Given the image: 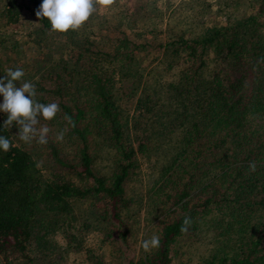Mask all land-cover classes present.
<instances>
[{
    "label": "trees",
    "instance_id": "trees-1",
    "mask_svg": "<svg viewBox=\"0 0 264 264\" xmlns=\"http://www.w3.org/2000/svg\"><path fill=\"white\" fill-rule=\"evenodd\" d=\"M41 3L4 0L0 9L6 24L31 10L44 37L67 36L38 68L0 56V79L17 68L36 75V100L61 109L40 118L51 130L44 145L20 140L15 123L4 129L0 112V135L13 145L0 150V264H62L72 249L102 264L83 247L85 231L99 229L100 246L122 255L138 219L157 229L160 247L130 264H172L185 240L208 249L197 264H264V0L237 22L155 43L128 10L125 24L53 32L35 15ZM143 174L145 199L130 193ZM79 200L89 201L80 215Z\"/></svg>",
    "mask_w": 264,
    "mask_h": 264
},
{
    "label": "rangeland",
    "instance_id": "rangeland-1",
    "mask_svg": "<svg viewBox=\"0 0 264 264\" xmlns=\"http://www.w3.org/2000/svg\"><path fill=\"white\" fill-rule=\"evenodd\" d=\"M260 0H113L110 5H96V11L88 20L89 27L100 26L103 23L108 25L125 24L128 22L126 10L131 11L133 17H142L148 25L149 32L146 34L148 41L165 42L170 41L167 38H175V35L184 33V37H190V33H199L201 27H210L214 25H223L226 22H237L245 16L252 14L258 7ZM4 0H0V9L3 7ZM34 14L31 10H23L19 20L13 24H6L3 15H0V56L12 57L13 53L20 58L19 66L28 62L31 65L36 64L35 68L43 65L41 61L49 60L51 53L55 49H62L66 42V35H57L53 38L44 37L45 34L38 31L39 24L33 19ZM146 29V27H145ZM168 31V33H167ZM93 40V38L91 39ZM95 42L97 40L94 39ZM42 46H44L42 50ZM63 52V50H61ZM209 61H213L214 54H209ZM63 59H66L64 54ZM10 62L8 65H12ZM26 74V73H24ZM36 75L30 77V74L23 77V81H31ZM22 83L21 81H19ZM20 85V84H19ZM18 85V86H19ZM3 97L0 95V103ZM129 125L132 131V123L136 118L133 111L129 114ZM143 186L139 189L134 185L130 193H139L145 199V189L151 179L147 174H143ZM138 186V185H137ZM142 189V190H141ZM139 190H141L139 192ZM142 194V195H141ZM142 205L144 200L142 199ZM89 207L88 200L76 201L74 205L75 212L80 215ZM153 225V224H152ZM135 230L130 233L135 242L131 244H121L123 254L117 251L116 246L109 247L102 243L99 244L100 231L96 228L86 230L84 237L85 245L91 246L96 252L94 255L100 256L102 264H130L136 262L138 257L150 253L142 247L144 240L150 239L154 234L157 235V229L149 230V224L143 219L136 221ZM89 233V234H88ZM59 236V235H58ZM62 242V238H57ZM188 240L179 243L180 252L184 255L173 256L172 264H197L200 257L208 253V249L199 246V243L188 242ZM119 242V241H118ZM33 254L32 256H34ZM190 257V260H188ZM0 261L2 257L0 256ZM48 260H46L47 262ZM25 259L12 260L4 264H21ZM3 263V262H2ZM62 264H96L88 261V253L84 249H72L65 253ZM100 264V263H99Z\"/></svg>",
    "mask_w": 264,
    "mask_h": 264
},
{
    "label": "clouds",
    "instance_id": "clouds-1",
    "mask_svg": "<svg viewBox=\"0 0 264 264\" xmlns=\"http://www.w3.org/2000/svg\"><path fill=\"white\" fill-rule=\"evenodd\" d=\"M110 5L113 0H42L36 10L37 18H47L51 24V31L66 33L69 30H79L96 11L97 4ZM22 69H9L6 77L0 79V95L3 102L0 103V112L7 114L4 121V129H11L15 123L19 128L18 136L25 143L35 141L44 145L48 143V134L51 131L47 125H40V118L46 121L53 120L61 111L57 102L41 103L36 100V86L31 81H24L17 86V81L24 77ZM64 119L72 128L75 122L72 117L65 115ZM64 132L56 135L57 141H62ZM13 147L11 141L0 135V150L8 152ZM257 169L256 162H250V172ZM191 225V219L186 217L181 227L182 232H187ZM145 251L160 247V237L153 235L150 239L142 242Z\"/></svg>",
    "mask_w": 264,
    "mask_h": 264
}]
</instances>
